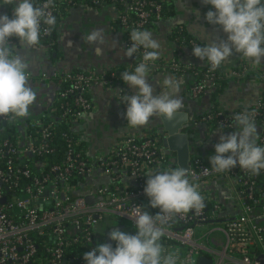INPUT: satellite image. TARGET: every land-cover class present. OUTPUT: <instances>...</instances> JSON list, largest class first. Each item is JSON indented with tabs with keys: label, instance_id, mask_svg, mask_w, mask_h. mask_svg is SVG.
I'll use <instances>...</instances> for the list:
<instances>
[{
	"label": "built area",
	"instance_id": "built-area-1",
	"mask_svg": "<svg viewBox=\"0 0 264 264\" xmlns=\"http://www.w3.org/2000/svg\"><path fill=\"white\" fill-rule=\"evenodd\" d=\"M109 1L116 9L114 23L124 37L126 49L131 46L132 29L145 30L160 20L164 2ZM47 2L39 0L36 4L43 6ZM105 2L54 0L48 11L56 17L78 6L101 7ZM47 28L42 26L41 41L51 33L44 30ZM182 33L180 29L172 32L176 43L183 39ZM197 43L189 39L185 46L177 47L170 59H158L150 74L192 70L182 64L181 58L185 49L192 51ZM142 54L143 50L131 57L125 68L41 74L38 81L47 87L55 84L54 100L45 113L31 119L0 116V264H86L84 255L105 244V230L135 228L137 206L152 215L158 213L159 209L151 208L144 194L146 174L177 168L175 159L160 142L161 135L138 133L128 126L109 152L92 158L81 147L75 130L93 110L88 98L90 90L118 87V99L127 96L121 74L134 68ZM192 72L195 82L188 91L192 99L216 91L222 81H240L249 75L264 81V72L246 63L221 73L204 62L202 68ZM260 92L249 107L231 113L211 110L187 126L231 132L235 129L232 117L247 110L254 113L260 127L259 143L264 144V89ZM61 125L67 128L60 133L64 144L56 147L52 142ZM182 132L190 134L186 126ZM197 144V140L190 144L187 170L205 198V207L176 216L165 229L162 245L166 252L177 254L178 264H198L200 258L211 264H263L264 170L258 176L239 167L217 173L193 155Z\"/></svg>",
	"mask_w": 264,
	"mask_h": 264
},
{
	"label": "clouds",
	"instance_id": "clouds-1",
	"mask_svg": "<svg viewBox=\"0 0 264 264\" xmlns=\"http://www.w3.org/2000/svg\"><path fill=\"white\" fill-rule=\"evenodd\" d=\"M202 3L210 6L205 16L207 23L222 28L227 40L210 45L197 43L192 47L195 57L212 69L220 68L234 53L256 66L264 64V0H202ZM5 4L13 5V9L11 16L0 14V116L24 118L29 115L38 92L28 82V60L16 52L17 45L11 40L15 38L25 49H38L42 26H50L44 29L50 31L57 22L48 11L54 6V0H48L43 6H37L36 0H0V6ZM129 35L131 46L125 55L131 58L141 50L143 54L134 68L121 74L125 84L137 89L133 96L120 97L127 105V126L133 129L146 126L153 117L172 121L181 115L184 107L181 80L165 76L159 82L162 91L154 95L148 80L161 56V42L151 31L139 28L132 29ZM85 40L89 45H103L106 33L95 29ZM100 52L98 47L97 53ZM183 116L187 118V113ZM232 120L235 131L221 135L215 144V154L209 157L211 170L221 173L239 167L258 176L264 170V144L259 143L254 113L245 110L236 113ZM146 176L144 194L150 207L159 209L158 213L152 215L137 206L135 233L112 231L109 238L115 242V247L106 243L93 248L83 257L86 264H178L177 254L166 252L161 243L165 229L176 216L203 209L205 198L183 167L150 171Z\"/></svg>",
	"mask_w": 264,
	"mask_h": 264
},
{
	"label": "crops",
	"instance_id": "crops-1",
	"mask_svg": "<svg viewBox=\"0 0 264 264\" xmlns=\"http://www.w3.org/2000/svg\"><path fill=\"white\" fill-rule=\"evenodd\" d=\"M170 5V14L167 18L153 23L146 29L153 33L154 38L161 42V56L159 59H170L177 49L176 42L172 38V32L182 30L189 38L194 39L201 45L219 42L221 39L227 40V35L222 28L208 24L205 16L210 10V6L202 3V0H166ZM13 5L5 4L0 6V14L12 15ZM116 9L112 5L101 7L79 6L71 9L67 14L61 16L56 22L54 48L40 42L38 49H25L13 38L12 44H16V52L29 62L28 78L29 85L37 90V100L34 111L44 113L52 104L55 96V84L51 83L47 87L45 83L37 80L41 74L51 76L53 73L64 74L73 70L103 72L111 69L127 67L131 59L125 55V40L114 25ZM95 29H103L106 33V42L103 45H89L85 37ZM71 42V46H69ZM101 52L97 53V48ZM182 64L192 68L179 74L173 71H161L150 74L148 82L154 89V95H159L162 91V82L165 76H175L181 80L180 96L184 100L182 113H187L188 122L206 114L211 110H220L231 113L241 107L251 106L260 95V90L253 95L244 93L240 87L246 82L251 83L256 76L249 75L240 81H229L216 92L202 95L198 99L188 96L191 85L195 82L193 69H200L204 61L195 57L191 50L185 49L181 58ZM252 64L248 59L242 58L234 53L228 62L219 68L221 73L231 71L239 67L240 64ZM256 66V65H254ZM257 70L264 72V64L256 66ZM247 84V86H248ZM127 96L137 93L127 84L124 85ZM118 87L107 90L105 88H94L89 91L88 98L93 105L92 112L81 121L76 127L80 140L90 157H95L101 153L109 152L124 136L128 130L125 119L126 104H122L118 99ZM44 110V111H42ZM38 115V116H39ZM30 117L27 119H31ZM160 119L153 117L146 126L136 128L138 133L151 132L159 128ZM190 134L197 132L205 133L207 126L200 129H191L185 125ZM193 140V141H194ZM168 151V150H167ZM194 152V151H193ZM192 152V153H193ZM196 152V151H195ZM194 152V153H195ZM170 155L175 159L174 153ZM210 164L209 160L205 161Z\"/></svg>",
	"mask_w": 264,
	"mask_h": 264
},
{
	"label": "water",
	"instance_id": "water-1",
	"mask_svg": "<svg viewBox=\"0 0 264 264\" xmlns=\"http://www.w3.org/2000/svg\"><path fill=\"white\" fill-rule=\"evenodd\" d=\"M183 114L184 113L181 112V115L175 117L172 121L159 118L160 132L158 133L161 135L160 142L163 147L169 152L175 154L177 167L187 169L190 157V141L194 138V135L182 132L183 127L188 124V119L185 118ZM87 200L88 202H92V198H88ZM120 229L121 227H111L105 230V244L108 243L113 245V241L109 238L110 233L114 230ZM198 264H211V262L205 258H200L198 259Z\"/></svg>",
	"mask_w": 264,
	"mask_h": 264
},
{
	"label": "rangeland",
	"instance_id": "rangeland-1",
	"mask_svg": "<svg viewBox=\"0 0 264 264\" xmlns=\"http://www.w3.org/2000/svg\"><path fill=\"white\" fill-rule=\"evenodd\" d=\"M247 84H248V82H246L245 84H242L240 87L242 88L243 92L247 93L248 95H251V94L253 95L254 93L258 92L259 90L264 89V81L259 77H256L253 82L248 84V86H247ZM34 106H35V103L31 107L29 115L27 117H24V118H30V117L37 118L42 114V113H40V115H39V113L37 112V110H39V108H37V110L35 112ZM42 111H44V110H42ZM257 128H258V132L260 133V127L258 125H257ZM153 130H155L156 132H160L159 128H155ZM233 131H235V129ZM233 131L225 132V131H221L218 129L208 128L205 133L197 132L196 140L198 141V144L193 146V151L194 152L196 151L195 153H193V155L202 158L204 161L209 160V157L211 155L215 154L214 146L216 143L219 142L220 136L230 134Z\"/></svg>",
	"mask_w": 264,
	"mask_h": 264
},
{
	"label": "trees",
	"instance_id": "trees-1",
	"mask_svg": "<svg viewBox=\"0 0 264 264\" xmlns=\"http://www.w3.org/2000/svg\"><path fill=\"white\" fill-rule=\"evenodd\" d=\"M39 0H36V3L38 2ZM105 5H112L111 4V2L109 1V0H106V2H105ZM162 5H163V8H162V13H161V18H160V20L161 19H164V18H167L170 14H172V12L170 11V5L168 4V2L166 1V0H164V2L162 3ZM84 6V5H83ZM116 7H119V5H115ZM79 7V6H78ZM87 7H92V6H90V5H87ZM75 8H77V7H75ZM94 8H97V7H94ZM68 12H64V13H61L60 15H57L56 16V21L61 17V16H64L65 14H67ZM153 23L154 22H152L146 29H148V28H150L152 25H153ZM114 25L116 26V27H118V25H117V23L115 22L114 23ZM48 27H50V26H48ZM55 29H56V24L54 25V26H51V33H50V35L48 36V37H46V38H44L42 41H41V43H43V44H46V45H49V46H51V47H53L54 48V41H55ZM145 29V30H146ZM182 36H183V39H181L180 40V42H178V43H176V45L177 46H185L186 45V43H187V41L189 40V39H192V38H189V37H187L186 35H185V33L183 32L182 33ZM177 74V73H176ZM226 82H228V81H222L221 83H220V87L217 89V90H219L223 85H224V83H226ZM216 90V91H217ZM215 91V92H216ZM45 113V112H44ZM43 114V113H42ZM209 128H212V129H216V127H209ZM58 130H57V132H56V135H55V138H54V140H53V142H52V145H55L56 147H60V146H62L63 144H64V141L63 140H61V138H60V133L61 132H64V131H66V127L65 126H59L58 128H57ZM70 134H71V136H72V133L71 132H69ZM151 133L152 134H157L158 132H156L155 130H152L151 131ZM81 147H83L84 148V146H83V144H82V142H81ZM168 157V156H167ZM170 168H174V167H170ZM128 233H131V234H134L135 233V228H129V230L127 231ZM163 242H164V238H162V240H161V243L163 244ZM113 247H115V242L113 241Z\"/></svg>",
	"mask_w": 264,
	"mask_h": 264
},
{
	"label": "flooded vegetation",
	"instance_id": "flooded-vegetation-1",
	"mask_svg": "<svg viewBox=\"0 0 264 264\" xmlns=\"http://www.w3.org/2000/svg\"><path fill=\"white\" fill-rule=\"evenodd\" d=\"M193 140H194V139H192V140L190 141V144L193 143Z\"/></svg>",
	"mask_w": 264,
	"mask_h": 264
}]
</instances>
